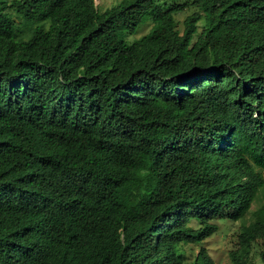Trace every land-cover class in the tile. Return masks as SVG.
Masks as SVG:
<instances>
[{"label":"trees","instance_id":"16d2710c","mask_svg":"<svg viewBox=\"0 0 264 264\" xmlns=\"http://www.w3.org/2000/svg\"><path fill=\"white\" fill-rule=\"evenodd\" d=\"M263 187L264 0H0V264H215Z\"/></svg>","mask_w":264,"mask_h":264},{"label":"rangeland","instance_id":"374dc122","mask_svg":"<svg viewBox=\"0 0 264 264\" xmlns=\"http://www.w3.org/2000/svg\"><path fill=\"white\" fill-rule=\"evenodd\" d=\"M96 4L98 5L100 10H105L115 4H117L120 0H95ZM195 7L190 6L185 8L184 10L176 13V20H177V28L180 31H183L185 27V18L195 11ZM12 16L15 17L17 22L19 23L21 33L20 35H26L28 32L27 25L25 22L21 20L14 10H9ZM152 21L148 20L145 23L141 24L137 31L133 34H129L127 38L129 40H135L141 38L144 34L148 33L152 28ZM199 30L203 26V20L198 22ZM264 203V187L260 189L256 199L252 203L251 211L246 213L243 219H239L236 221L231 220H217V224L219 225V229L210 237H208L205 241L201 242L200 244H187L184 247L193 257L203 244L206 249L208 250L209 254L213 258L215 264H233L230 258V251L232 249H237L239 246L237 241V234L240 231V226L242 223H248L253 219L252 211L255 210L258 206ZM198 223H195L197 226ZM260 250H264V240H259L253 244V248L251 251V255L253 256L255 262L257 264H264L259 252Z\"/></svg>","mask_w":264,"mask_h":264},{"label":"clouds","instance_id":"9594fccd","mask_svg":"<svg viewBox=\"0 0 264 264\" xmlns=\"http://www.w3.org/2000/svg\"><path fill=\"white\" fill-rule=\"evenodd\" d=\"M260 189H261V188H260ZM259 191H260V190H259ZM259 191H258V193H259ZM257 195H258V194H257ZM255 199H256V198H255ZM263 204H264V203H263ZM261 205H262V204H261ZM261 205H260V206H261ZM258 207H259V206H258ZM258 207H257V208H258Z\"/></svg>","mask_w":264,"mask_h":264}]
</instances>
